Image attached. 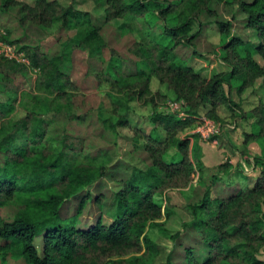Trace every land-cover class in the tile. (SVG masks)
Wrapping results in <instances>:
<instances>
[{
  "label": "trees",
  "instance_id": "16d2710c",
  "mask_svg": "<svg viewBox=\"0 0 264 264\" xmlns=\"http://www.w3.org/2000/svg\"><path fill=\"white\" fill-rule=\"evenodd\" d=\"M210 1L96 0L105 10V22L123 19L115 31L127 37L125 45L132 56L124 58L136 67L133 72L123 69L125 60L109 45L104 27L94 24L92 13L75 0L69 4L0 0V11H15L22 23L66 33L52 53L39 45L21 46L29 55V65L0 55V209L12 210L10 217L0 213L2 264L8 254L26 256L31 264H154L158 249L149 235L152 227L171 238L185 235L192 240L179 254L171 252L158 264H264V155L255 157L262 170L255 178L249 177L254 180L251 186L233 187L243 169L231 160L220 163L204 195L189 205L191 219L182 230L169 234L161 220L164 211L157 195L188 186L204 167L199 136L180 137V133L196 122L203 109L209 116H218L219 108L225 107L248 118L234 94L241 97L259 77L264 83V62L257 58L264 61V0H237L248 14L243 25L249 30L246 37L232 33L230 20L204 22L205 12L216 14ZM213 21L226 36L217 55L230 69L204 77L191 65L186 48H195L196 35ZM73 30L74 34L68 33ZM5 32L2 40L21 41L9 37L11 28ZM79 48L103 64L101 77L117 85L107 90L112 105L99 107V121L115 135L119 128L133 126L134 141L150 159L143 162L131 157L129 176L116 180L106 202L102 194L94 196L90 186L109 177V149L93 151L73 129L65 128L61 135L52 129L58 115L70 123L91 122L87 112L79 111L80 90L66 71ZM193 54L200 52L193 50ZM34 69L38 71L32 77L29 72ZM21 75L31 80L29 88L17 83ZM154 75L166 85L167 97L185 100L191 116L181 118L156 108L148 118L151 134L133 123L132 101L150 93ZM159 94L153 93L150 100L154 103ZM249 112L255 117V130L245 133V144L255 137L264 150V101ZM171 146L176 150L169 157ZM243 176L248 178L245 172ZM225 179L231 190L225 194L213 190V184ZM72 199L78 200L75 211L65 214ZM90 202L99 205L100 213L94 222L81 224ZM111 256L119 259H107Z\"/></svg>",
  "mask_w": 264,
  "mask_h": 264
},
{
  "label": "rangeland",
  "instance_id": "374dc122",
  "mask_svg": "<svg viewBox=\"0 0 264 264\" xmlns=\"http://www.w3.org/2000/svg\"><path fill=\"white\" fill-rule=\"evenodd\" d=\"M29 1L31 2V0ZM59 1L63 4H69L71 2V0ZM75 2L80 8L92 13L91 16L94 24H101L104 27V34L109 40V45L116 52L122 55L123 58L132 56L131 53L129 54L127 52V46L125 45L127 37H123L118 31H115V26L122 24L123 19L118 18L105 22V10L96 0H75ZM210 6L216 14L207 15V12H205L206 14H203L204 22L211 19L230 20L232 33L247 36L249 30L243 27V25L247 20L248 14L242 10L237 0H211ZM6 28L12 29V33L9 35L11 39H21V41L16 42L21 46L25 44L39 45L41 49L49 53L58 50L61 40L60 37L66 36V33L56 29V27L46 29L33 23H22L15 11L8 13L0 11V34L6 33ZM74 32L76 31L73 30L68 33L74 34ZM116 32H118V35ZM223 38L225 39L226 36L221 33L217 23L213 21L211 24L205 25L196 35L194 39L195 48L192 46L186 48L191 65L204 77H208L206 75L213 74L215 71L219 72L230 69L217 55V48ZM193 50L200 52V55L193 54ZM105 54L109 57V48L105 51ZM257 58L261 63L264 62L261 56L258 55ZM125 64H130V67L127 65L128 68H126L124 66ZM133 65L130 61L125 60L123 69L125 71L133 70L135 72L136 67ZM102 67L103 64L98 59L89 58L87 50L79 48L74 51L73 60L66 66V71L71 74L80 90L76 99L79 111L87 112L91 122L85 125L70 123L67 121V118L58 115L55 117L52 129L60 135L65 128L73 129L75 133L84 136L89 149L91 148L93 151H96L98 148L109 149V177L90 186V190L94 196L100 193L105 196L106 202L107 198L109 200L113 190H115L116 180L126 179L129 176L133 165L131 157L143 162H150V159L146 149L140 143L136 144L134 141L133 138L136 137V132L133 126L121 127L119 128V134L115 135L113 132L107 131L99 121L97 117L99 107L105 103L110 109L112 105L107 95V90L117 88L114 82L100 76L99 72ZM29 73V75L34 77L37 71L34 69V71H30ZM17 83L24 88H29L32 82L29 77L21 75L17 78ZM149 88L150 93L147 92L139 98H133L132 106L134 113L132 114V120L134 124L141 126L144 132L146 131V133L150 132L152 134L153 127L148 119L152 111L156 108L158 110H168L167 102L175 98L172 96L167 97L168 90L166 85L161 83L155 75L151 78ZM157 91L160 94L153 103L150 98ZM234 98L240 102L241 110L248 112L249 117L241 118L239 113L231 112L232 110L229 111V108H221L223 111L219 108L218 116H209L206 113V109L201 110V114H205L220 123V130L211 139L202 140L199 138L202 144V160H204L206 166L204 165L203 170H198L197 180L195 179L193 181L195 184L188 185L184 188H170L165 190L164 193L157 195V200L161 203L164 211L161 220L164 221L169 234L182 230L186 222L191 219L189 205L198 201L204 195L207 187L211 184V175L218 170L217 166L220 163L231 160L234 166H239V168L241 167L243 169L234 179L236 184L233 187L251 186L254 180L249 177L255 178L262 170V166L256 164L255 157L264 155L263 147L255 137L251 138L245 144V133L255 130L253 126L255 117L249 111L264 101L263 77H259L255 85L246 89L241 97L234 94ZM195 124L196 122L188 129L182 131L180 137H185L189 133H192ZM149 141L148 138H145V142ZM140 142H143V140ZM175 150L176 148L173 146L169 148V157L175 153ZM243 172L247 174L248 178L243 176ZM99 183L102 184L99 185ZM228 187L229 185L226 179L217 181L212 186L213 190L223 191L224 194L233 188L228 189ZM77 203V199H72L64 209L65 214H73ZM100 209L97 203H88L81 215V224L94 222L100 213ZM0 213L2 216L10 217L12 210L10 208H2L0 209ZM104 216L107 217V214L104 213ZM149 235L153 238L158 249L153 257L154 264L165 261L171 252L179 254L183 250L184 244L192 243L191 238L187 239L185 235H182L181 238H171L158 227L149 228ZM181 240L183 241L182 244H180ZM1 244L2 242L0 240V246ZM109 258L119 259L117 256H111L107 259ZM0 264H2L1 256ZM5 264L31 263L26 256L8 254Z\"/></svg>",
  "mask_w": 264,
  "mask_h": 264
},
{
  "label": "built area",
  "instance_id": "2783aa9c",
  "mask_svg": "<svg viewBox=\"0 0 264 264\" xmlns=\"http://www.w3.org/2000/svg\"><path fill=\"white\" fill-rule=\"evenodd\" d=\"M1 36V34H0ZM0 55L5 58L16 59L25 64H30V58L25 49L16 42H7L0 37ZM38 71L37 69H35ZM167 109L175 112L181 118L190 117L191 114L186 110V103L184 99H172L167 102ZM196 124L192 129V133L197 134L200 139L208 140L211 139L219 130L220 123L216 120L208 117L205 114L196 116Z\"/></svg>",
  "mask_w": 264,
  "mask_h": 264
},
{
  "label": "crops",
  "instance_id": "0c3cea01",
  "mask_svg": "<svg viewBox=\"0 0 264 264\" xmlns=\"http://www.w3.org/2000/svg\"><path fill=\"white\" fill-rule=\"evenodd\" d=\"M223 71H228V70H223ZM210 76L212 75V74H209ZM209 75H206V76H208L209 77ZM221 108H223V107H221ZM220 108V109H221ZM224 109H225V107H224ZM222 111H223V109H221ZM202 113V112H201ZM221 113V112H220ZM226 115V114H225ZM206 151V150H205ZM203 162H204V160H203ZM204 165L206 166V164H205V162H204ZM196 179V178H195ZM194 179V180H195ZM197 180V179H196ZM191 184H195V183H191ZM191 184H189V185H191ZM187 187V186H186ZM184 188V187H183Z\"/></svg>",
  "mask_w": 264,
  "mask_h": 264
}]
</instances>
